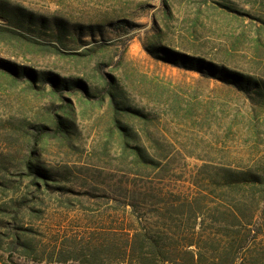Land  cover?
<instances>
[{
  "label": "rangeland",
  "instance_id": "1",
  "mask_svg": "<svg viewBox=\"0 0 264 264\" xmlns=\"http://www.w3.org/2000/svg\"><path fill=\"white\" fill-rule=\"evenodd\" d=\"M15 9L38 25L2 16ZM59 21L68 31L62 41L54 26ZM152 45L264 84V0H0V59L81 79L88 88V96L58 98L49 87L38 91L0 73V183L13 185L0 194V206L25 211L19 222L34 230V243H53L57 231H75L85 218L121 217L113 200L122 196L87 201L78 195L86 183L163 186L164 194L135 200L139 217L151 212L153 201L191 199L197 190L192 182L206 184L220 168L264 173V92L243 93L156 59L146 50ZM62 105L71 109L67 140L52 123ZM42 125L47 129L40 138ZM134 148L155 166H140ZM26 159L54 171L53 185H31ZM207 195L199 200L208 210L214 197ZM78 196L86 201L83 208Z\"/></svg>",
  "mask_w": 264,
  "mask_h": 264
},
{
  "label": "trees",
  "instance_id": "2",
  "mask_svg": "<svg viewBox=\"0 0 264 264\" xmlns=\"http://www.w3.org/2000/svg\"><path fill=\"white\" fill-rule=\"evenodd\" d=\"M7 12L2 13V16L7 20L18 21L20 26L38 25L37 22L30 25L35 20L22 9H15L10 15ZM54 26L58 40L62 41L68 32L65 23L59 21ZM146 50L156 59L194 70L231 85L240 92H264V84L252 76L218 66L203 58L157 45L149 46ZM0 73L38 91L49 87L53 97L62 98L64 94L88 96V88L81 79L61 78L57 74L16 66L2 59ZM110 97L113 105L117 106L113 96ZM117 109L120 113L128 112L126 107ZM70 111L68 105H62V115L51 119L55 132L66 140L73 134ZM45 129V125L38 127L40 138ZM131 153L143 168H153L156 164L140 148H134ZM24 170L25 175L31 178V185L37 188H49L53 185L51 182L56 181L54 171L44 168L33 159L24 161ZM192 184L197 190L191 199L176 195L162 203L153 201V205H149V208L153 206L150 213L135 217V200L164 194L163 186L127 181L114 184L86 183L83 185L85 191L78 195L87 197V201L109 198L110 195L122 196V200H113L123 209L121 217L85 218L77 230L57 231L55 241L47 244L34 243V230L19 222L25 216L21 207L6 209L0 206V264H22L15 258L28 262L71 261L78 264H264V173L223 167L206 184L197 181ZM11 186L9 182L2 181L0 194ZM207 193L214 197V205L208 210L199 200L200 196L205 199ZM80 197L75 198V202L83 208L82 204L86 201ZM128 206L132 208L131 211H127ZM7 217L9 219H5Z\"/></svg>",
  "mask_w": 264,
  "mask_h": 264
}]
</instances>
